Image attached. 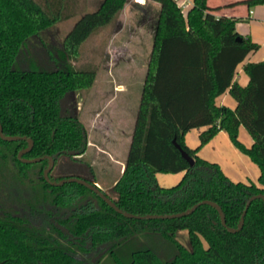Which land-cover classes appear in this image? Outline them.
Returning a JSON list of instances; mask_svg holds the SVG:
<instances>
[{"label":"trees","instance_id":"16d2710c","mask_svg":"<svg viewBox=\"0 0 264 264\" xmlns=\"http://www.w3.org/2000/svg\"><path fill=\"white\" fill-rule=\"evenodd\" d=\"M73 1L0 0V121L5 135L34 139L24 157L52 154L57 160L65 152L84 153L88 145L82 120L63 113L60 100L70 90L93 85L96 68H76L72 58L128 0H102L82 15L65 35L64 64L37 68L18 61L30 36L70 16ZM158 1L130 150L114 182L117 196L101 188L124 211L139 215L175 213L210 198L236 228L250 197L264 194V59L245 63L247 85L234 80L240 63L259 44L237 30V17L217 16L209 0H194L186 15L177 0ZM226 90L237 99L235 108L216 103ZM240 124L254 137L250 146L239 138ZM203 125L208 127L199 146L225 128L259 163L261 184L235 181L220 163L199 155V146L187 145L188 130ZM176 142L193 156V164ZM29 144L28 138L0 136V163L10 165L20 185L31 189L0 201V264H264V196L252 200L237 231L223 225L209 202L181 216L131 217L76 180L50 183L44 174L47 157L35 162L19 157ZM53 170L52 180L72 176L57 178ZM158 171L185 172L178 183L165 186L157 181ZM180 228L189 230L190 247L177 238Z\"/></svg>","mask_w":264,"mask_h":264},{"label":"rangeland","instance_id":"374dc122","mask_svg":"<svg viewBox=\"0 0 264 264\" xmlns=\"http://www.w3.org/2000/svg\"><path fill=\"white\" fill-rule=\"evenodd\" d=\"M101 1H73L75 6L70 16L30 36L19 52V63L37 68H56L57 65L64 64L67 57L64 49L65 35L82 15L97 9ZM128 2L116 19L93 32L81 45L78 56L72 58L76 68H96L97 75L93 85L87 89L70 90L60 100L62 112L80 118L87 134L96 129L95 139L106 151L91 145L87 154L72 157L63 153L53 167V175L57 178L73 175L76 171L91 178L96 177L107 193L114 197L117 196L114 180L120 176L121 164L127 159L130 150L161 6L158 0ZM116 44H124V48H118ZM120 82L126 83L128 88L120 91L116 88ZM97 111H100L101 116L97 114L99 119L96 121ZM239 138L242 141L240 131ZM223 155L225 161L236 169L234 165L238 163L234 162L230 150H225ZM76 160L82 161L83 169L78 165L74 166ZM244 170H247L246 174L249 176H254L251 169ZM182 176L180 171H160L157 181L162 185L172 186ZM30 191L29 187L20 185L10 165L0 163V201L6 202L11 197ZM186 243L190 245L189 239ZM205 243L207 245V241Z\"/></svg>","mask_w":264,"mask_h":264},{"label":"crops","instance_id":"0c3cea01","mask_svg":"<svg viewBox=\"0 0 264 264\" xmlns=\"http://www.w3.org/2000/svg\"><path fill=\"white\" fill-rule=\"evenodd\" d=\"M139 1V0H138ZM143 2H148L149 0H140ZM155 1V0H150ZM186 1V7L184 9V12L188 11V9L193 6L194 0H184ZM129 2L125 5V7L128 5ZM209 4L213 7H216L213 12L217 15H228L232 17H237L236 22V28L237 30L244 34L245 36H248L252 39V41H256L259 44V48L257 50H254L253 52L249 53L248 56L245 58L243 62L240 63L238 66L237 72L235 74L234 80H239L240 83L243 85H247L250 82V76L245 71V63L247 62H253V61H260L264 59V3H256L249 5L247 2H243L240 0H209ZM124 7V8H125ZM160 11V7H159ZM119 15V14H118ZM155 37V35H154ZM154 43V41H153ZM115 46H122L124 48V44L121 45H115ZM148 71V67H147ZM147 73V72H146ZM95 81V80H94ZM94 83V82H93ZM120 89V91L125 90L124 88H128V85L124 82L117 83V87ZM216 103L218 105L226 104L232 108H235L238 101L235 97L232 96L229 90H226L225 92L221 93V95H218L216 98ZM99 112V113H98ZM101 116L100 111L96 112L95 120L97 121L98 116ZM208 125L203 126H195L188 130L186 133L185 139L187 145L190 147H198L200 145V135L201 133L206 130ZM96 129H93L92 132L90 131L89 134V141L88 146L84 153L81 154H87L89 151L88 148L93 146H99L98 141L95 139L94 131ZM240 134L242 142L246 146H250L254 142V137L252 134L246 129L244 124H240L239 126ZM198 153L205 159H209L212 161H216L220 163L224 171L235 181L244 180L247 182L255 181L256 184H261L258 176L261 173V167L258 164V162H254L250 155L243 151L240 147L236 146L229 134V131L225 128H222L216 135H214L210 140H208L205 144L199 146ZM226 148V149H225ZM98 149H101L103 151H106L103 147L99 146ZM97 149V150H98ZM230 150V153L233 154L234 162L238 163L235 164V168L229 163H227L224 159L225 150ZM237 159L238 161H235ZM125 161L121 164V173L124 171L125 168ZM77 163L81 164L82 161L76 160ZM83 167V164H81ZM244 169H251L253 171L254 176H249V174H246ZM235 170V171H234ZM237 170V171H236ZM182 174H184L185 171H180ZM245 172V174H243ZM75 174H81L83 176L89 177L86 174L76 171ZM157 179L160 177V171L157 172ZM159 176V177H158ZM90 179H93L96 183L99 185H102L100 180H98L96 177H89ZM117 179V178H116ZM116 180H114L115 182ZM115 184V183H114ZM168 184V183H165ZM166 186V185H165ZM171 186V185H170ZM104 188V187H103ZM182 234V238H181ZM177 238L187 247L186 240L189 239V230L185 228H180L177 231ZM204 244L206 246V240L203 238Z\"/></svg>","mask_w":264,"mask_h":264},{"label":"water","instance_id":"95a60500","mask_svg":"<svg viewBox=\"0 0 264 264\" xmlns=\"http://www.w3.org/2000/svg\"><path fill=\"white\" fill-rule=\"evenodd\" d=\"M0 136H2L3 138H5L6 140H17V139H22V138H28L30 140V144L25 147V149L19 151V157L25 162V161H29V162H35V161H41L42 158H45L47 157L49 159V163L45 169V177L47 178V180L54 184V185H59L65 181H78L82 184H85L86 186H88L90 189H93L97 194H99L103 199H105L108 203H110L117 211H119L120 213H123L124 215H128V216H131V217H139V218H142V217H175V216H181V215H185V214H188V213H191V211L193 209H195L198 205L202 204V203H212L213 205H215L219 211V213L221 214V221L223 223L224 226H226L228 229L232 230V231H237V230H240L244 221H245V215H246V210L248 208V206L250 205V203L252 202L253 199H255L257 196H264L263 193H257V194H254L250 197V199L248 200L247 204H246V207L244 208L243 210V214H242V218H241V222L239 224L238 227L234 228V227H231L228 225L227 223V219H226V213H224L221 205L216 202L215 200L213 199H204V200H201L197 203H195L194 205H192L190 208L186 209V210H183V211H178V212H175V213H170V214H142V215H139V214H136V213H133V212H129V211H124L118 204L117 202L112 199L110 196H108L106 194V192L101 188V186L96 183L93 179H90L89 177H86V176H83L81 174H75V175H72V176H69V177H66V178H62L60 179L59 181H56V180H52L49 176V173L50 171L53 169L54 165H55V162H56V158L54 155L52 154H46V155H42V156H39V157H24L26 151H28L33 143H34V139L30 136H20V135H5L4 132H3V124L2 122L0 121ZM176 145L181 149L183 155L188 159V161L193 164L194 163V158L191 154H189L184 148H182L177 142H176ZM67 154H70V155H77V154H81V152L79 150H74V151H69V152H65ZM59 154V153H58ZM58 154L56 156H58ZM75 165H78L80 167L81 164L75 162L74 166ZM83 169V167H82Z\"/></svg>","mask_w":264,"mask_h":264},{"label":"built area","instance_id":"2783aa9c","mask_svg":"<svg viewBox=\"0 0 264 264\" xmlns=\"http://www.w3.org/2000/svg\"><path fill=\"white\" fill-rule=\"evenodd\" d=\"M177 1H178L179 5L183 8V12H184V9H185L187 3H183V4H182V3H181V0H177ZM186 13H187V11L184 12L185 15H186Z\"/></svg>","mask_w":264,"mask_h":264},{"label":"bare ground","instance_id":"6f19581e","mask_svg":"<svg viewBox=\"0 0 264 264\" xmlns=\"http://www.w3.org/2000/svg\"><path fill=\"white\" fill-rule=\"evenodd\" d=\"M186 1H184V0H181V3L183 4V3H185Z\"/></svg>","mask_w":264,"mask_h":264}]
</instances>
